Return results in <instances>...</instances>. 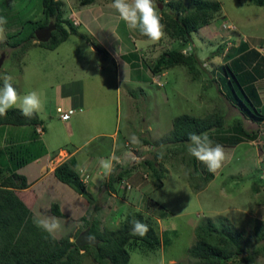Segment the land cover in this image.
<instances>
[{"label":"rangeland","instance_id":"obj_1","mask_svg":"<svg viewBox=\"0 0 264 264\" xmlns=\"http://www.w3.org/2000/svg\"><path fill=\"white\" fill-rule=\"evenodd\" d=\"M59 1L62 18L81 36L72 35L67 42L49 49L17 42L42 22L41 0H0V17L7 21L0 32V55L3 54L0 78L10 75L21 96L36 91L46 114L53 113L58 81L73 76L82 79L87 109L72 113L70 121L78 118L80 123L85 117L92 119V127L85 126L92 130V140L80 152L105 159L113 145V156L119 160L114 161V168L120 175L113 181L118 180V189H123L121 197L129 201H101L106 187L113 184V181L108 183L109 175L102 174L97 185L105 189L97 187L96 201H85L88 205L81 202L83 206H92L86 218L91 221L99 218L95 221L97 230L103 227L101 219L110 224L107 228L113 229L133 213H142L159 242L151 246L140 240H129L125 245L129 254L127 264H196L197 260L188 253L194 243L193 228L217 217L227 218L234 228L244 233L262 229L263 5L254 0H155L166 34L160 42L152 43L138 31L126 27L112 8L113 0H92L87 4H81L80 0ZM194 1L212 5L213 10L199 13L200 18L193 24L195 29L186 38L176 36L170 19L179 17L183 9L192 10ZM63 25L68 27V23ZM171 49H180L184 59L153 72L157 57ZM91 54L90 63L85 55ZM128 70L138 84L125 82ZM230 70L246 80L242 85L232 81L233 91L242 90L243 98L225 89ZM248 70L251 81L246 74ZM180 113L195 116L216 113L224 117L223 127L211 130L208 137L213 145L218 143L224 147L227 159L197 192L187 185L180 144L157 143L170 130L171 119ZM44 120L50 123L48 131H58L64 141L65 128L56 124L53 117H44ZM73 129L76 137L81 138L82 131L76 126ZM93 132L104 135L99 137ZM133 135L138 137V144L131 142ZM65 143L66 147L71 146L69 140ZM95 146H100V150L93 151ZM152 160L161 172L160 184L148 168L147 161ZM95 166L92 163V174ZM197 166L207 169L199 161ZM125 184L129 186L127 189ZM138 184L148 189L134 195L131 187ZM112 191L115 192L113 187ZM262 245L264 241L257 247ZM227 261L225 264H264V251L258 252L249 263ZM82 263L97 264L88 254Z\"/></svg>","mask_w":264,"mask_h":264},{"label":"trees","instance_id":"obj_2","mask_svg":"<svg viewBox=\"0 0 264 264\" xmlns=\"http://www.w3.org/2000/svg\"><path fill=\"white\" fill-rule=\"evenodd\" d=\"M91 1L80 0V3L87 4ZM254 2L264 7V0H254ZM41 4L43 20L39 27L44 23L52 22L54 29L50 37L46 41L34 42L32 40L35 37L31 29L26 38L17 40L18 43L22 41L24 46L35 44L52 49L65 41L69 35L81 36L74 26L62 18L59 0H41ZM192 4L194 6L192 10L183 9L179 17L170 19V26L176 36L186 38L185 36L195 29L193 24L200 18L199 13L213 10L212 5L206 3L194 1ZM64 23H68V27H65ZM84 39L87 40L85 37ZM183 59L180 49L164 51L157 57L152 70L158 72L164 66L176 64ZM227 73L229 74L228 71ZM229 75L225 80V89L243 98L242 90L238 88L239 92L233 91L232 81L242 85L246 82L245 79H241V76L231 70ZM39 123L37 115L31 119L25 118L18 108L11 109L6 116L0 117V124L23 125L30 127L31 130L26 142L8 141L4 145L11 172L0 181V264H83L82 259L87 254L97 264H127L129 254L125 245L129 240H140L151 246L157 245L159 238L154 228L144 221L142 213L139 212L133 213L131 217L113 229L103 226L101 230H97L95 228L97 222L88 220L83 228H87L88 235L96 240L95 246L78 247L74 244V238L81 231L75 233L72 239L68 236L56 238L34 225L28 209L18 199L13 189L27 186L24 177L16 173V170L45 153L43 143L34 129V126ZM223 123V115L216 113H206L202 116L180 113L171 119V127L167 135L157 140L158 144H180L185 179L188 187L194 192L204 188L212 179V173L205 168L199 169L197 160L188 153L189 134L208 135L211 130L222 128ZM141 142L146 143L145 140ZM147 165L152 177L160 184L162 175L155 160L147 161ZM0 173H2L1 167ZM53 174L61 182L85 195L84 185L79 181L78 172L72 169L69 161H62L56 165ZM119 176L114 168L108 176V183ZM50 211L55 216H61L56 203H51ZM134 220H140L149 226L146 236L132 235ZM193 234L194 243L188 249V253L197 260L196 264H225L227 260L249 263L258 252L264 251V245L257 247L259 242L264 241V227L253 233H244L234 228L225 217H217L207 220L204 224H196Z\"/></svg>","mask_w":264,"mask_h":264},{"label":"crops","instance_id":"obj_3","mask_svg":"<svg viewBox=\"0 0 264 264\" xmlns=\"http://www.w3.org/2000/svg\"><path fill=\"white\" fill-rule=\"evenodd\" d=\"M73 20H75V18H73ZM75 23L77 24V22H74V24ZM71 36L72 35H69L63 42H67ZM87 58L91 63L92 54L85 55V60H87ZM110 58H113V56H110ZM249 72L250 71L248 70L246 74H248V81H251V72L250 74ZM63 75L65 76V73ZM73 77H65L57 82L58 85L54 90L55 98L53 99V113L48 111L46 114V110H43L42 108L41 112L37 114L40 123L36 124L34 129L35 131L36 127L40 129V131L37 132V135L43 143L45 153L16 170V173L24 177L27 186L25 188L13 189L15 195L28 209L31 221L35 226H37V221L40 219L46 218L47 216L56 217L62 225V228L54 235V237L59 238L62 236H68L69 239H72L75 233L87 229L83 227L85 223L88 222L86 214H91L92 206H87L88 202L86 203L85 201H96L95 193L97 192L96 190H99L97 187L105 189L104 186L100 185V187L97 185L100 176L103 174V169L101 168V161L104 160L103 157L84 151L80 152V150L92 140V130L90 131L85 128L86 125L92 127V119L89 120L85 117L80 123L78 118L70 121L72 113L82 112V110L87 109L86 105H88L86 104L82 79ZM125 82H134L138 84L137 80L130 77L129 70L125 77ZM57 107L62 111H67L69 113L68 119L61 120L58 118L55 110ZM44 117L46 119L53 117L56 124H61L63 128H65L64 134L66 135L64 136V141L60 139V134H57L58 131H48L47 125L49 126L50 123L44 122L47 121L44 120ZM75 126L82 131V136H79L81 138L76 137V132L73 129ZM93 133V135H98L99 137L104 135L101 132ZM30 134L31 130L28 126L0 124V167L2 168L0 181L4 176L11 172L4 152V145L8 141L13 143H24L28 140ZM56 135L58 136V139L56 138ZM68 140L69 143L71 142L70 147H66L65 141ZM100 148V146H95L93 151H99ZM114 149L113 145L110 146V151L105 159L113 156ZM62 161H69L73 170L77 171L78 169L83 168L89 174V181L84 186L85 195L78 193L72 187L61 182L54 176V167ZM92 163L96 165L93 174ZM118 184V180H116L113 181L112 185L107 186L103 193L105 197H103L101 201H122L123 203L126 201L128 203L129 201L121 197V190L123 189H118ZM138 185V187H135L134 185L131 187V192H133L134 195H138V193L142 194L145 189H148H143L140 184ZM148 186L149 185H147V187ZM112 187L115 192L112 191ZM82 201L87 205H81ZM51 203L57 204L61 216H55L51 213ZM73 215H75L74 218ZM97 219L99 220V218L96 217L95 221H97ZM101 226L110 227V224L106 220L101 219Z\"/></svg>","mask_w":264,"mask_h":264},{"label":"clouds","instance_id":"obj_4","mask_svg":"<svg viewBox=\"0 0 264 264\" xmlns=\"http://www.w3.org/2000/svg\"><path fill=\"white\" fill-rule=\"evenodd\" d=\"M112 8L118 13L121 21L129 30H136L143 37L152 43L160 42L165 36V25L157 10L155 0H113ZM7 21L0 17V32H3V25ZM0 84V117L6 116L8 111L18 108L21 114L28 119L33 118L41 112L43 103L36 91L28 92L21 96L13 86L12 77L4 75ZM133 144H138V137H130ZM187 151L190 156L206 166L210 173L215 174L224 165L227 156L221 144L213 145L207 134H189ZM114 161L119 160L112 156L101 161V168L104 176L110 175L114 170ZM132 235L144 237L149 231V226L140 221L132 222ZM37 226L54 236L62 228L56 217L47 216L37 221ZM163 264V262H161Z\"/></svg>","mask_w":264,"mask_h":264},{"label":"water","instance_id":"obj_5","mask_svg":"<svg viewBox=\"0 0 264 264\" xmlns=\"http://www.w3.org/2000/svg\"><path fill=\"white\" fill-rule=\"evenodd\" d=\"M157 7H159V5H157ZM53 29H54V25L52 24V22H48L47 25L36 28L33 34L37 40L44 41L50 37V33ZM92 47L96 49L94 45H92ZM2 58H3V54L0 55V64ZM73 242L78 247L83 245H92V246L96 245V240L88 235L87 229H84L80 233H78V235L74 238Z\"/></svg>","mask_w":264,"mask_h":264},{"label":"built area","instance_id":"obj_6","mask_svg":"<svg viewBox=\"0 0 264 264\" xmlns=\"http://www.w3.org/2000/svg\"><path fill=\"white\" fill-rule=\"evenodd\" d=\"M56 113L58 115V118L61 120L68 119L69 113L67 111H62L60 108H56ZM40 129L36 127V132H39ZM79 181L85 186L89 181V174L85 171V169L80 168L77 170ZM129 186L125 184V188L127 189Z\"/></svg>","mask_w":264,"mask_h":264}]
</instances>
